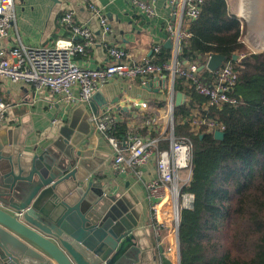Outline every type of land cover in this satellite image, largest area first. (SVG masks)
I'll return each instance as SVG.
<instances>
[{
	"label": "built area",
	"instance_id": "built-area-1",
	"mask_svg": "<svg viewBox=\"0 0 264 264\" xmlns=\"http://www.w3.org/2000/svg\"><path fill=\"white\" fill-rule=\"evenodd\" d=\"M84 1L87 2L93 16L99 20L104 34H112L111 23L102 8L89 0ZM126 1L147 19L155 18L154 6L157 0ZM204 1H178L180 9L174 13L176 23H169L167 26L175 47L170 61L164 64L154 62L156 56L161 53L160 46L153 48L151 58H145L140 63H132L131 54L124 49L108 47L110 62L107 66L97 69L80 66L76 58L94 48L96 38L91 28L76 23L72 12H66L61 18L62 26L70 32L69 39H59L54 46L39 49L27 48L18 40L8 51L7 56L0 59V78L7 79L13 84H30L38 91L48 90L54 97H63L72 104L79 102L90 105L97 93L117 80H140L143 87H147L150 82H167L168 85L165 84L164 87L172 89L168 131L164 126L154 125V118H150L138 128L128 127L124 136L118 139L115 134L122 121L115 108H118L120 103L107 107L90 119L95 130L106 138L114 151V170L120 174L135 176L143 183L152 202V230L159 242H162L168 230L167 223L174 224L168 230V238H172V235L178 238L181 212L192 209L195 202V196L187 191L193 177L194 146L189 137L175 135L176 125L187 126L192 134L202 131L213 135L217 131L225 132V126L209 115L210 109H221L226 105L234 106L239 103L234 95L237 75L236 65L232 61H225L216 72H212L214 76L209 81L200 76L202 67L199 58L193 61L181 58L184 46L191 38L190 25L199 18ZM175 3L176 0L170 2L171 5ZM14 5L15 0H0V41L9 36L14 26ZM183 26L187 28L184 30ZM212 56L207 57L204 66L206 69ZM177 80H183L186 87L206 98L204 109L193 110L190 114L175 119L173 91ZM76 90L78 96L75 95ZM124 102L137 107L141 117L149 110V105L145 101L128 99ZM185 104L189 106L187 102ZM6 110L7 106L0 102V118ZM143 129L146 133L142 132ZM163 142L168 143V149H160ZM151 162H155L156 177L146 181L144 169ZM165 204L170 207V217L164 215L162 211ZM169 219L172 221L169 222ZM170 231L174 234H170ZM176 246L179 254L178 241Z\"/></svg>",
	"mask_w": 264,
	"mask_h": 264
},
{
	"label": "crops",
	"instance_id": "crops-1",
	"mask_svg": "<svg viewBox=\"0 0 264 264\" xmlns=\"http://www.w3.org/2000/svg\"><path fill=\"white\" fill-rule=\"evenodd\" d=\"M178 1L176 0L175 5H171V0H157L154 6L156 16L150 20L126 0H89L102 8L111 23L113 33L104 34L99 20L93 16L84 0H15V23L9 36L0 41V59L7 56L8 51L18 40L27 48L39 49L52 47L59 39H69L70 32L61 24V18L66 12H72L78 25L87 26L95 33L94 48L76 58L80 66L90 69L107 66L110 62L108 47H119L129 52L132 63H140L145 58H151L155 46H160L161 50L170 49L172 56L175 46L167 26L169 23H176L177 18L174 13L180 9ZM227 4L230 13L241 19L239 9L237 14L230 10V0H227ZM249 5L248 0L245 7L250 8ZM242 9L244 11L240 12L244 13L243 6ZM186 28L183 26L184 30ZM175 87L174 106L177 94L182 93L176 91ZM167 89L156 86L148 90L141 85L140 80H117L105 86L99 93L109 103L107 107L114 106L112 103L119 98L120 104L115 108L117 115L121 123L126 124V128L133 129L142 126L146 120L140 116L141 112L137 107L124 100L147 102L149 110L146 114L154 112L155 115L152 116L154 125L163 126L168 122L172 98V89ZM75 95L78 96L77 90ZM188 101L190 105V100L186 96L185 102ZM0 102L7 106L6 112L0 118V134L8 131L5 136L8 151L15 152L22 149L24 155L41 154L58 142L60 130L65 125L75 121L77 127L73 131L72 139L80 142L75 152H81V159L87 160V169L84 172L90 176L91 181L101 185L103 197L117 198L116 201L109 202L116 205L118 216L128 217L130 226L137 224L132 233L137 238L139 247L145 252V264H180L179 254L176 256L175 250L176 241L179 240L175 235H172V238L167 236L172 224L167 223L168 230L162 242H159L152 230V202L145 187L135 176L120 174L114 170V151L106 138L99 134L90 122L91 117L95 115L91 104L79 102L72 104L63 97H54L48 90L38 91L30 84H13L4 78H0ZM95 106L97 114L107 108L103 103L100 106L95 103ZM200 106L191 108V111L204 109L205 103ZM88 124L89 133L82 135ZM142 132L146 133V130L143 129ZM160 149H168V143H161ZM53 151L57 152L55 149ZM1 164L5 166L7 162ZM144 170V180L148 181L156 177L155 162H151ZM162 211L164 215L170 217L171 210L167 204L163 206ZM171 221L169 219V222ZM171 233L174 234L170 231ZM171 245L174 253L169 252L168 248H171Z\"/></svg>",
	"mask_w": 264,
	"mask_h": 264
},
{
	"label": "trees",
	"instance_id": "trees-1",
	"mask_svg": "<svg viewBox=\"0 0 264 264\" xmlns=\"http://www.w3.org/2000/svg\"><path fill=\"white\" fill-rule=\"evenodd\" d=\"M244 31L243 21L230 13L227 0H205L181 55L191 61L199 58L201 67L209 55L232 61L239 103L210 109L209 115L225 126L223 140L204 131L192 134L176 123L175 135L189 137L194 146L187 191L195 202L180 215V264H264V52L248 51L242 41ZM171 57L170 49L163 48L154 62L164 64ZM200 76L211 81L214 73L205 68ZM175 86L190 100L189 106L175 108V119L206 103L183 80ZM154 115L148 112L143 120ZM126 130L121 124L115 136L121 139Z\"/></svg>",
	"mask_w": 264,
	"mask_h": 264
},
{
	"label": "water",
	"instance_id": "water-1",
	"mask_svg": "<svg viewBox=\"0 0 264 264\" xmlns=\"http://www.w3.org/2000/svg\"><path fill=\"white\" fill-rule=\"evenodd\" d=\"M225 61L215 54L207 69L216 72ZM164 85L150 82L145 88ZM185 98L177 94L175 106ZM95 103L109 104L97 93L91 103L95 114ZM112 104H119V98ZM88 126L82 135L89 133ZM76 127L75 121L65 125L53 147L30 156L22 149L6 150L8 131L0 134V264H145V252L132 233L137 224L130 226L128 217L118 216L109 202L117 198L103 197L101 185L84 172L87 160L75 152L80 142L72 139ZM224 135L217 131L214 138Z\"/></svg>",
	"mask_w": 264,
	"mask_h": 264
},
{
	"label": "bare ground",
	"instance_id": "bare-ground-1",
	"mask_svg": "<svg viewBox=\"0 0 264 264\" xmlns=\"http://www.w3.org/2000/svg\"><path fill=\"white\" fill-rule=\"evenodd\" d=\"M243 2L247 3L248 0H244ZM252 10L247 8L244 13L241 15L247 16L251 13V19H246V22L250 26L249 34L257 35L258 37L253 36L254 42H258L262 39L264 43V0H253ZM244 11V9H241ZM252 11V12H251ZM249 13V14H248ZM259 49V47H256Z\"/></svg>",
	"mask_w": 264,
	"mask_h": 264
},
{
	"label": "rangeland",
	"instance_id": "rangeland-1",
	"mask_svg": "<svg viewBox=\"0 0 264 264\" xmlns=\"http://www.w3.org/2000/svg\"><path fill=\"white\" fill-rule=\"evenodd\" d=\"M244 0H230V10L233 11V12H236L238 14V9H239V16L241 17V20L243 21L244 25H245V31H244V35H243V39L242 41L245 43V45L247 46L248 48V51L252 54H256V53H262L264 52V43H263V46H261V48L257 49L256 46H254L255 44H253L254 42V38H252L253 36L255 37H258L257 35H251L249 34V30H250V26L248 25V23L246 24V19L243 18V16H241V9H242V6L245 7L246 3L243 2ZM253 0H249L250 2V8L252 10V5H253ZM244 3V4H243ZM252 12V11H251ZM251 16L252 14L250 13L247 17V19H251ZM245 20V21H244ZM164 127H166V130L168 131L169 130V125H168V122L164 123L163 124ZM168 126V127H167ZM180 224V223H179ZM173 222H172V227H173ZM176 241V240H175ZM169 242H170V239H169ZM171 243V242H170ZM176 244H177V241H176ZM169 249V252L171 251L172 253H174L172 251V245H171V248H168ZM175 250H176V256H177V253H178V248L177 246L175 247ZM175 256V255H174Z\"/></svg>",
	"mask_w": 264,
	"mask_h": 264
},
{
	"label": "flooded vegetation",
	"instance_id": "flooded-vegetation-1",
	"mask_svg": "<svg viewBox=\"0 0 264 264\" xmlns=\"http://www.w3.org/2000/svg\"><path fill=\"white\" fill-rule=\"evenodd\" d=\"M245 8V10L248 8H246V7H244ZM253 44H255L254 46H256V47H259V48H261V46H263V41H262V39L260 40V41H258V42H253Z\"/></svg>",
	"mask_w": 264,
	"mask_h": 264
}]
</instances>
